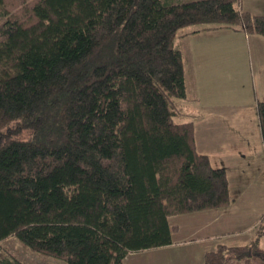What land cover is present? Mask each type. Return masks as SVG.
<instances>
[{"label":"trees","instance_id":"1","mask_svg":"<svg viewBox=\"0 0 264 264\" xmlns=\"http://www.w3.org/2000/svg\"><path fill=\"white\" fill-rule=\"evenodd\" d=\"M264 35L241 0H0V264H124L170 245L174 215L228 207L225 167L177 121L180 29ZM264 145V100L257 103ZM264 229L203 264H264ZM39 264V263H37Z\"/></svg>","mask_w":264,"mask_h":264},{"label":"crops","instance_id":"2","mask_svg":"<svg viewBox=\"0 0 264 264\" xmlns=\"http://www.w3.org/2000/svg\"><path fill=\"white\" fill-rule=\"evenodd\" d=\"M167 1L178 2L187 0ZM241 6L245 10L264 14V0H241ZM212 40L215 43L211 42ZM176 45L183 54L187 83L186 98L178 100L182 112L181 115L191 118L195 117L198 150L207 153L211 157L212 162L213 157L210 151H214L217 159L215 166L225 167L230 181L231 173L233 176H237V174L240 176L241 168L255 165L257 161H255V157L252 154L256 149L261 156H264L261 128L257 118V103L264 100V35L244 33L232 29L201 30L181 35L177 38ZM246 61L250 69L251 78L248 77V74L243 76V73H241L243 64ZM216 69H220L222 72L227 71L224 74V78L220 76ZM217 79L219 83L215 84ZM248 82H251L254 88L252 106H243L240 112L236 110L237 104L245 105V100L234 103L228 100L221 102L220 98H218V101L213 99L208 101L206 98L208 93L215 92V87L220 90V94L223 89H233L234 83H236V88H244L249 85ZM191 103L195 104L196 107H191L189 105ZM233 107H235L237 113L233 112ZM205 114H208L206 120L209 121L208 123L203 120L206 117L204 116ZM224 117L244 121L241 124L242 128L247 127L246 121L255 117L254 142L252 140L253 137L250 135L247 136L249 138L248 141H242L239 135L234 136L235 134L230 132L223 133V125L225 124L220 119ZM203 128L204 130H202ZM252 144L254 145L253 148ZM241 151H247V158H243L240 155ZM257 164L260 163L257 162ZM252 174L255 175V172L253 171ZM214 210L216 209L202 212H216ZM205 215L209 218L202 224L203 227L215 222L220 216L219 213H205L202 216ZM198 218L201 219V217H195L194 219ZM181 230L177 231L176 234L180 233Z\"/></svg>","mask_w":264,"mask_h":264},{"label":"rangeland","instance_id":"3","mask_svg":"<svg viewBox=\"0 0 264 264\" xmlns=\"http://www.w3.org/2000/svg\"><path fill=\"white\" fill-rule=\"evenodd\" d=\"M196 28L197 25H188L180 29V31L182 33H190ZM211 42L215 43L214 40ZM216 71L220 73L222 78L227 73V71L222 72L220 69H216ZM241 73H243V76L248 74V77L251 78L247 61L244 62ZM218 83L219 80L217 79L215 84ZM235 84L233 89H223L220 94V90L215 87V92L208 93L206 98L208 101L212 99L218 101V98H220L221 102L228 100L234 103L245 100V105L237 104L236 110L238 112L241 111L243 106H252V99L254 98L252 83L248 82L249 85L244 88H236ZM189 105L196 107L193 103ZM232 109L234 113H237L235 107ZM204 116L206 117H203V120L208 123L209 121H206L208 114ZM194 118L181 115L177 116L176 120L188 121L195 120ZM220 121L225 124L223 125V133L230 132L231 134L234 133V136L239 135L242 141H248L249 138L247 136L249 135L253 137L252 140L255 139V117L246 121V128H242L241 125L244 121L227 119L226 117L221 118ZM210 152L215 165L217 164L216 153L214 151ZM247 154V151L240 152L243 158H247ZM252 156L260 164L255 162L253 167L241 168L240 176L236 173L237 176L235 175V177L231 173L232 203L226 208L214 210L216 212H205L207 214L219 213L220 216L215 222L203 227L202 224L209 218L207 215L202 216L205 214L204 212L174 215L170 218L171 223H177L180 227L179 230H182L178 234H176L177 232L174 233V242L172 244L131 252L124 260V264H203L205 251L214 248L217 243L222 241L247 242L258 233H261V229H264V156H261L257 149ZM253 171L255 175L252 174ZM195 217H201V219H194ZM262 243L264 244V236H262ZM5 244L15 256L23 261L33 264H64L60 259L44 256L27 249L16 237H9L5 240Z\"/></svg>","mask_w":264,"mask_h":264}]
</instances>
